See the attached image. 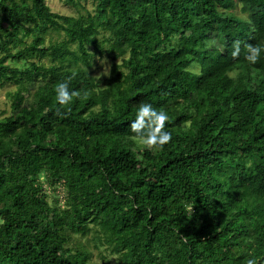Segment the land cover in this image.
Segmentation results:
<instances>
[{
    "label": "trees",
    "instance_id": "trees-1",
    "mask_svg": "<svg viewBox=\"0 0 264 264\" xmlns=\"http://www.w3.org/2000/svg\"><path fill=\"white\" fill-rule=\"evenodd\" d=\"M64 3L76 15L0 0V88L16 87L0 114V264H91L90 235L116 264H264V53L244 59L264 46V0ZM96 56L112 61L104 86ZM73 72L82 98L62 108L54 87ZM141 102L169 113L163 149L129 140Z\"/></svg>",
    "mask_w": 264,
    "mask_h": 264
},
{
    "label": "clouds",
    "instance_id": "clouds-1",
    "mask_svg": "<svg viewBox=\"0 0 264 264\" xmlns=\"http://www.w3.org/2000/svg\"><path fill=\"white\" fill-rule=\"evenodd\" d=\"M246 52L244 59L251 64H255L264 53V46L259 44L244 45ZM241 55V42L236 40L232 44L230 56L237 58ZM105 65L103 72L94 79H101V76L110 73V66L101 61ZM77 75L73 72L70 76L58 81L54 87V99L58 106L64 108L70 105L73 98H82L79 90L70 88V81ZM100 87V85H99ZM89 95L84 92L83 98ZM170 119L169 113L165 109H158L149 102H141L135 108L134 118L129 122L130 136L129 140L146 150H160L172 140V132L165 127L166 121ZM246 264H258V258L255 255H249L246 258Z\"/></svg>",
    "mask_w": 264,
    "mask_h": 264
},
{
    "label": "rangeland",
    "instance_id": "rangeland-1",
    "mask_svg": "<svg viewBox=\"0 0 264 264\" xmlns=\"http://www.w3.org/2000/svg\"><path fill=\"white\" fill-rule=\"evenodd\" d=\"M48 6L51 8V10L55 13L61 14V15H76L75 10L67 7L64 3V0H46ZM88 9L92 10L93 6L89 4ZM237 11L235 14L240 16ZM50 36L48 37L51 41H60L62 40L63 36L59 33H53L50 32ZM101 61L105 62L108 66H112L111 59L107 57H95L94 66L92 69H90V72L93 74L94 77L100 75L103 72V69L105 67L104 64L101 63ZM195 72H199L198 66H195L192 68ZM110 73L105 76H101L100 82L101 85L104 86L105 80L109 77ZM99 81V79L97 78ZM16 87L14 86H6L3 88H0V114L3 116H9L11 114V101L9 99L8 94L10 92H15ZM140 151H143L144 149L137 145ZM43 182L45 183L46 192L49 195V198L51 201L54 202V200L59 199L62 202L64 201V193L63 191L56 190L54 187H51L45 179H43ZM80 239V238H79ZM81 243L86 245L89 251L93 253V260L91 264H116V257L111 256L105 247L96 244V240H94V236L90 235L88 238L80 239Z\"/></svg>",
    "mask_w": 264,
    "mask_h": 264
}]
</instances>
